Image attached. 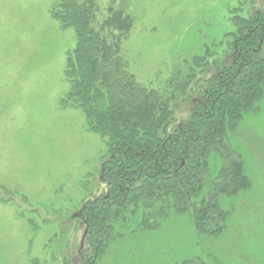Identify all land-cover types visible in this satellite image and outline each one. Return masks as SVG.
Instances as JSON below:
<instances>
[{"label":"rangeland","instance_id":"374dc122","mask_svg":"<svg viewBox=\"0 0 264 264\" xmlns=\"http://www.w3.org/2000/svg\"><path fill=\"white\" fill-rule=\"evenodd\" d=\"M55 1L0 0V264H264L263 101L233 137L250 186L221 197L229 213L223 232L203 234L191 213L173 209L157 228L143 229L139 209L116 222L94 260L77 216L108 192L101 173L108 147L81 110L62 104L76 35L53 19ZM96 8L99 21L110 8L130 19L121 44L130 72L142 86L173 95L185 116L192 99L175 83L206 49L222 60L234 18L264 11V0H96Z\"/></svg>","mask_w":264,"mask_h":264},{"label":"trees","instance_id":"16d2710c","mask_svg":"<svg viewBox=\"0 0 264 264\" xmlns=\"http://www.w3.org/2000/svg\"><path fill=\"white\" fill-rule=\"evenodd\" d=\"M109 13L99 21L96 0H56L51 8L60 27L76 35L62 104L81 110L88 130L108 147L101 168L108 192L77 216L86 221L94 260L113 239L116 222L139 209L143 229L157 228L173 209L191 213L203 234L223 232L229 213L221 197L250 186L233 137L264 102V11L234 18L222 60L206 49L175 83L176 92L192 99L185 116L174 110L173 95L142 86L130 72L121 44L131 21Z\"/></svg>","mask_w":264,"mask_h":264}]
</instances>
